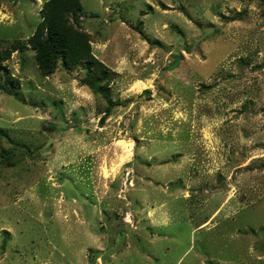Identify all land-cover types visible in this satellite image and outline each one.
<instances>
[{"label": "rangeland", "instance_id": "obj_1", "mask_svg": "<svg viewBox=\"0 0 264 264\" xmlns=\"http://www.w3.org/2000/svg\"><path fill=\"white\" fill-rule=\"evenodd\" d=\"M45 1L0 0V264H264V0H79L99 90Z\"/></svg>", "mask_w": 264, "mask_h": 264}, {"label": "trees", "instance_id": "obj_2", "mask_svg": "<svg viewBox=\"0 0 264 264\" xmlns=\"http://www.w3.org/2000/svg\"><path fill=\"white\" fill-rule=\"evenodd\" d=\"M80 7L79 0H46L40 10L41 19L29 36L28 43L34 50V59L43 75L51 73L58 60L67 66L83 61L93 80H85L86 83L99 90L98 80L108 77L109 70L92 55L88 34L78 27ZM21 46L23 42L17 41L12 48ZM9 53V49L1 53L0 60L8 57ZM0 88L4 89L3 86Z\"/></svg>", "mask_w": 264, "mask_h": 264}]
</instances>
